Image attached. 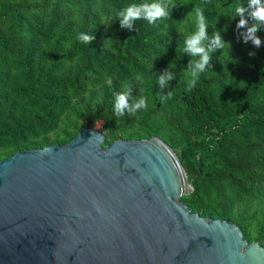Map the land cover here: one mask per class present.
<instances>
[{
    "label": "trees",
    "instance_id": "16d2710c",
    "mask_svg": "<svg viewBox=\"0 0 264 264\" xmlns=\"http://www.w3.org/2000/svg\"><path fill=\"white\" fill-rule=\"evenodd\" d=\"M142 2L0 0V161L67 144L95 125L104 147L159 137L191 181L180 199L190 212L235 223L264 248V27L256 48L233 19L248 0H162L168 17L122 28L118 13ZM196 6L205 9L208 35L220 30L228 43L210 53L189 91L186 65L199 57L184 48ZM81 33L94 39L82 42ZM165 71L173 78L161 89ZM126 90L129 104L144 97L147 107L117 115L115 94Z\"/></svg>",
    "mask_w": 264,
    "mask_h": 264
},
{
    "label": "water",
    "instance_id": "95a60500",
    "mask_svg": "<svg viewBox=\"0 0 264 264\" xmlns=\"http://www.w3.org/2000/svg\"><path fill=\"white\" fill-rule=\"evenodd\" d=\"M81 128L0 161V264H264L232 222L191 213V181L159 137Z\"/></svg>",
    "mask_w": 264,
    "mask_h": 264
},
{
    "label": "clouds",
    "instance_id": "9594fccd",
    "mask_svg": "<svg viewBox=\"0 0 264 264\" xmlns=\"http://www.w3.org/2000/svg\"><path fill=\"white\" fill-rule=\"evenodd\" d=\"M205 9L203 6H196L187 13L189 17L193 19L195 25V31L185 37L184 52L192 57H199L198 60H189L185 72L191 78L187 83V90H191L197 85L200 74L206 69V66L211 60L210 53L222 49L225 42L221 36L220 30L214 31L211 36L208 35V23L204 14ZM235 17H239L236 23V30L240 37H242L243 43L247 44L251 42L253 46L259 48L262 44L261 38L257 35V32L264 27V0H248V5L236 6L234 8ZM247 13V16H246ZM170 15L167 6L162 3V0H144L142 3H133L127 5L119 13V23L122 28L129 30L133 29L134 22L137 20H145L149 24L154 25L157 20L166 18ZM249 20L255 23L249 24ZM242 30V31H241ZM78 39L85 43H90L94 37L87 34H79ZM254 55V53H249ZM171 73L165 71L159 76V84L161 89L168 86L169 81L172 79ZM137 79H142L137 77ZM111 85L112 81H107ZM130 90H126L121 93L115 94L114 112L117 115H124L127 110L128 113L134 114L140 109L146 108L147 103L144 97H141L138 101L129 104L128 98L130 96ZM172 92L169 91L166 95L162 96V100L171 98Z\"/></svg>",
    "mask_w": 264,
    "mask_h": 264
},
{
    "label": "rangeland",
    "instance_id": "374dc122",
    "mask_svg": "<svg viewBox=\"0 0 264 264\" xmlns=\"http://www.w3.org/2000/svg\"><path fill=\"white\" fill-rule=\"evenodd\" d=\"M98 127H99V125H95V126H94V129H96V128H98Z\"/></svg>",
    "mask_w": 264,
    "mask_h": 264
}]
</instances>
